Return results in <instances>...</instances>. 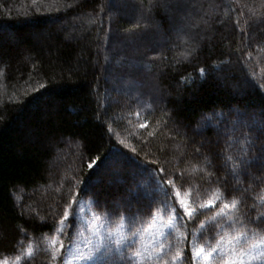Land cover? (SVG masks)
<instances>
[{"label":"trees","instance_id":"trees-1","mask_svg":"<svg viewBox=\"0 0 264 264\" xmlns=\"http://www.w3.org/2000/svg\"><path fill=\"white\" fill-rule=\"evenodd\" d=\"M127 79L149 106L146 122L135 118V103L111 101L112 88ZM203 118L209 122L198 133ZM235 118L252 120L244 126ZM261 122L264 0H0V264H63L84 199L101 211L103 231L117 227L115 215H124L128 202L120 208L111 202L128 192L92 184L98 174L113 173L106 161L115 153L127 187L136 160L142 169L136 181L147 167L163 182L164 172L181 171L177 184L210 188L235 203L223 211L241 213L237 222L252 246L264 226ZM220 127L232 131L213 132ZM191 167L207 169L189 174ZM206 170L221 179L210 182ZM137 189L130 216L146 200ZM158 206L152 198L141 208L143 227ZM65 209L70 220L61 224ZM221 210L209 216L205 209L185 218V226L212 241V217ZM180 248L159 257L156 250L147 260L191 264L188 245ZM108 260L129 264L119 256Z\"/></svg>","mask_w":264,"mask_h":264},{"label":"rangeland","instance_id":"rangeland-1","mask_svg":"<svg viewBox=\"0 0 264 264\" xmlns=\"http://www.w3.org/2000/svg\"><path fill=\"white\" fill-rule=\"evenodd\" d=\"M173 42H176L174 39ZM171 44V43H170ZM114 92V97H112L111 101L116 102L118 99H126L128 101H131L132 103H135L134 109H136V117L139 120H142L143 122H146L147 116L146 112L149 109V106H145L144 102L139 99V89L136 85L135 81L132 80H125L124 84H121L118 87L112 88ZM145 106V107H144ZM253 113V112H252ZM256 118L260 119L257 114H255ZM250 119V118H248ZM241 118H235V122H240L244 126H249L248 121ZM145 120V121H144ZM206 122H209L208 119L203 118L202 120L198 121V125L195 127V131L198 133L200 132V129H203V126ZM261 128L264 130V124L261 122ZM255 126V125H254ZM256 127V126H255ZM248 128V127H247ZM260 128V129H261ZM261 129V130H262ZM232 131V128H217L213 132L217 135H227ZM199 137L201 139L202 144L204 143V136L202 134H199ZM231 144V142H229ZM67 147L69 149H74L76 147L75 143L67 142ZM115 151V150H114ZM116 156L112 155L107 158V165L114 168L113 173L110 175V177H105L100 174H98L93 180L92 184L97 186L101 185L103 183L110 186V189H117V188H125V190L129 194L130 190L135 191L138 190L137 188H141L140 195L143 199V196L146 197V200H144V204L141 205L139 211H141V208H147L152 203V198L156 199V202H158V207L156 211L152 212L153 214L150 215V217L147 216L146 219V225L140 223V219L138 220V215L136 214L135 218L130 215H115L117 227L114 225L112 229H110V226L103 231L104 222H102L97 213H101L100 210L95 211L91 205H89L87 199H84L80 202L79 207L77 209L78 215V223L76 228V235L74 236L72 242L69 245L68 249V257L69 259L64 260L63 264H96L99 260H101L99 263L101 264H109V260L113 257L119 256L124 257V260H126L130 264L129 258L136 252H140L141 255L136 257V259L131 260V264H150V262L147 260V258H153V254L156 250L158 251V254L164 253L169 248L173 249H181L180 247H183L185 245H188L191 255V264H193V252L194 250H199L200 248H204V252L201 254V256L195 260V264H224V259L231 260L233 255L229 253V248L232 247V245L229 243L234 237L240 236L241 233H246L245 231L241 230L242 226L238 225L239 216L241 213H238V215H233V213H230L228 211L226 217H217L216 221L213 222L215 224V231L216 234L214 235V238L209 239L207 234L204 236H198L200 235V229H193L191 232L188 231V229L185 226V220H182L180 222H176L175 217L172 214V203L171 199H169L167 204H162L163 198V191L165 187L168 189V184L170 185L171 189L169 188L170 197H176L179 199L184 200H190L192 203L190 206L192 208H199L200 205L205 204L209 199H215L216 197H220V202L210 210L217 211L219 208L223 209V204L228 203L230 204V201L226 199L225 197L221 196L217 193H210V188H205L203 191L198 192V190H193L188 186L189 184L180 185L176 183V180L178 177L182 176V172L179 171L177 173V176L175 173H171L168 175L164 172V176L166 177V182H161V180L158 178L156 172L149 167H147V170L144 172V174H141L143 180H135L136 173L142 172V169L140 166L137 165V161H132V164L130 165L131 170L130 175L133 177V181L131 180V184L129 187L125 184V179L123 177L124 170L122 168L123 159L119 154H116ZM224 158V157H223ZM119 159V160H118ZM227 160V159H226ZM261 164L264 167V158L263 160H260ZM246 162L242 160V164H245ZM202 169H207L205 167H191L188 171L189 174H193L197 171H202ZM209 170V169H208ZM206 170L207 175L209 176L212 174L211 171ZM228 174V173H227ZM232 174V173H231ZM214 175L212 174V177ZM193 183V182H189ZM240 184V183H238ZM181 187V188H180ZM184 188V189H183ZM190 189V190H189ZM145 190V195H143ZM208 190V191H206ZM195 191V192H194ZM205 191V192H204ZM178 194V195H177ZM128 197V196H127ZM127 197L124 200L120 201H113L111 204H114V207L120 208L124 206V202H127ZM136 198V197H135ZM138 201H140L139 198H137ZM17 202L20 204L21 199H16ZM136 202V201H135ZM95 205V204H93ZM231 205V204H230ZM176 207H179L177 204ZM208 210V209H207ZM223 210H229V209H223ZM105 213H109L106 212ZM125 213V212H123ZM148 213V212H147ZM213 213H208L209 216H211ZM81 215V216H80ZM207 215V214H206ZM130 217V218H129ZM158 219H161L164 223L161 225V228L158 229L155 225V222L157 223ZM231 220L232 223H225L226 220ZM115 220H111L110 224ZM115 223V222H114ZM136 224V226L128 227L127 225H133ZM171 224L172 227H168V225ZM213 224V227H214ZM221 224L223 225L222 228L217 230L216 225ZM253 224H251L252 226ZM243 231V232H242ZM258 232H261L257 237L256 243H254L252 246H250L251 243H249V237L248 234H246V242L242 243L235 247V252L238 255L241 250L244 251L245 255L243 256V259L245 261V264H264V226L261 225L258 229ZM161 233H163V236H161ZM168 233V234H167ZM223 237V241L217 245V241H219ZM107 238L109 240H107ZM103 242V248L102 250H95L94 244L98 245V243ZM111 240H117L118 242H115V244H111ZM153 240L156 241L155 245H153ZM163 243L164 249L163 251L160 248V244ZM219 247L221 249V252L225 253V256L222 258L220 255H213L210 257L207 261L204 260V256L208 255V253L211 251L212 248ZM101 246L99 245V249ZM86 251H91L92 253H87ZM116 252V253H115ZM165 260H162L164 262ZM111 263V262H110ZM164 264V263H159Z\"/></svg>","mask_w":264,"mask_h":264},{"label":"snow or ice","instance_id":"snow-or-ice-1","mask_svg":"<svg viewBox=\"0 0 264 264\" xmlns=\"http://www.w3.org/2000/svg\"><path fill=\"white\" fill-rule=\"evenodd\" d=\"M203 72H204V70L202 69L201 73L203 74ZM234 123H235V121H234ZM247 142L249 144L252 143L251 139H249ZM200 147L202 148L203 144H201ZM262 150H264V146H262ZM196 151H199V149H197ZM92 167L93 166L90 164L89 168H92ZM220 179L221 178L217 177L216 181H213L212 180V174H210L209 177H208V180L210 182H218ZM161 182H162V180H161ZM138 195H139L138 192H133V191L130 190L129 195L127 197L128 208H126L124 210L125 211V215L128 214V210L131 207V203H132L133 198L138 196ZM163 198L164 199L161 202L162 204H167L169 199H171V203L173 205L172 214L175 217L176 222H180V221L184 220L185 218H187L188 220H193V219H195L198 216V214L200 212H202L205 209L211 210L214 207H216V205L220 202V197H216L215 199H209L205 204L200 205L199 208H192L190 206V204L192 203L190 200H184V199H179L178 200L176 197H170V193H169L167 187H165V189L163 191ZM177 204L179 205V207H176ZM234 207H236L235 203H233L231 205L228 204V203H224L223 204V209H229V208H234ZM223 209L220 212L216 213L215 216L212 217L213 221H216L217 217L223 218V217L227 216V213H225L223 211ZM138 213H139V209H137V213L133 214V218H135L136 214H138ZM69 220H70L69 211L67 209H65L64 217L60 221V223L63 224L65 222L69 221ZM225 223H229L230 224V223H232V221L229 219V220H226ZM168 227H172V225L169 224ZM200 227L203 228L204 227V223H201ZM216 227H217V230H219L220 228L223 227V225L217 224ZM161 236H163V233H161ZM244 239H246V234L245 233H241L240 236L234 237L229 242L232 245V247L229 248V253H231L234 258H232L231 260L224 259V264H245V261L243 259V256L245 255L244 251L241 250L238 255L235 252V247L240 245L241 241L244 240ZM222 241H223V237H221V239L219 241H217V245H219ZM53 243H55V242H53ZM155 243H156V241L153 240V245H155ZM101 246H103V244ZM63 248H64V244L61 243L60 251H62ZM160 248L163 251V249H164L163 243L160 244ZM203 252H204V248L203 247L200 248L199 250H194V252H193V264H195V260L198 259ZM56 255H57L56 253L53 254V259L56 258ZM140 255H141L140 252L134 253L129 258L130 264H131V260L136 259V257H138ZM213 255H220L223 258L225 256V253L221 252V249L219 247H214V248L211 249V251L208 253V255L204 256L203 258H204V260L207 261ZM31 256H32V252L29 251V258H31ZM157 256L159 257V254H157ZM180 259H182V257L179 254H177V256L175 257V260H180Z\"/></svg>","mask_w":264,"mask_h":264}]
</instances>
